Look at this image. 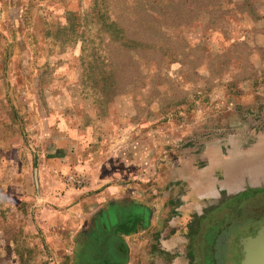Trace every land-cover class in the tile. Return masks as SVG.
Wrapping results in <instances>:
<instances>
[{
	"label": "rangeland",
	"instance_id": "obj_1",
	"mask_svg": "<svg viewBox=\"0 0 264 264\" xmlns=\"http://www.w3.org/2000/svg\"><path fill=\"white\" fill-rule=\"evenodd\" d=\"M36 168L43 206L115 186L151 210L161 231L128 238V264H149L160 240L163 264L188 263L210 210L264 188V0H0L8 236Z\"/></svg>",
	"mask_w": 264,
	"mask_h": 264
},
{
	"label": "crops",
	"instance_id": "obj_2",
	"mask_svg": "<svg viewBox=\"0 0 264 264\" xmlns=\"http://www.w3.org/2000/svg\"><path fill=\"white\" fill-rule=\"evenodd\" d=\"M35 171L38 190L35 198L27 193L22 196L24 203L26 200L35 201L29 209L22 207L24 203L21 207L12 208L18 217V225L10 236L7 235L8 225L4 219L6 210L0 207V264H128L134 248L129 245L128 238L140 235L150 227L161 231L156 224L151 226L153 219H149L152 213L150 209L128 199L119 201L116 196L120 195H117L119 192L115 186H108L103 192L99 189L100 195L93 198H86L85 193L84 196L80 195V198H84L74 210L69 206L60 212L48 204L43 206L42 200L47 194L39 192L38 168ZM108 199H111L110 203L105 206ZM56 213L62 216L61 221L66 222L65 225L56 226ZM71 213L73 220L69 218ZM89 215L94 217L93 221H89ZM163 245V240L158 244L153 243L151 249L157 247L160 255L153 256L149 264H163L162 256H167L169 249ZM169 252L182 253V250ZM185 264H188L186 260Z\"/></svg>",
	"mask_w": 264,
	"mask_h": 264
},
{
	"label": "flooded vegetation",
	"instance_id": "obj_3",
	"mask_svg": "<svg viewBox=\"0 0 264 264\" xmlns=\"http://www.w3.org/2000/svg\"><path fill=\"white\" fill-rule=\"evenodd\" d=\"M260 199L264 200V188L243 192L210 210L201 224L187 233L186 256L190 253L193 257L188 258V264H231L237 255L241 264L242 238L264 230V207L252 213L253 204Z\"/></svg>",
	"mask_w": 264,
	"mask_h": 264
},
{
	"label": "water",
	"instance_id": "obj_4",
	"mask_svg": "<svg viewBox=\"0 0 264 264\" xmlns=\"http://www.w3.org/2000/svg\"><path fill=\"white\" fill-rule=\"evenodd\" d=\"M241 264H264V230L259 229L256 235L242 238Z\"/></svg>",
	"mask_w": 264,
	"mask_h": 264
},
{
	"label": "trees",
	"instance_id": "obj_5",
	"mask_svg": "<svg viewBox=\"0 0 264 264\" xmlns=\"http://www.w3.org/2000/svg\"><path fill=\"white\" fill-rule=\"evenodd\" d=\"M75 17V16H74ZM111 24V23H110ZM111 25H113V23L111 24ZM71 26H72V31H74L75 29H73V25L71 24Z\"/></svg>",
	"mask_w": 264,
	"mask_h": 264
}]
</instances>
